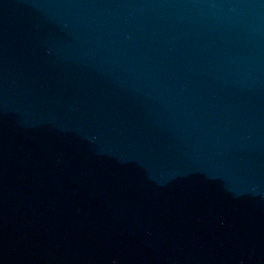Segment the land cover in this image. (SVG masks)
Here are the masks:
<instances>
[{"label": "water", "instance_id": "1", "mask_svg": "<svg viewBox=\"0 0 264 264\" xmlns=\"http://www.w3.org/2000/svg\"><path fill=\"white\" fill-rule=\"evenodd\" d=\"M0 264H264V0H0Z\"/></svg>", "mask_w": 264, "mask_h": 264}]
</instances>
